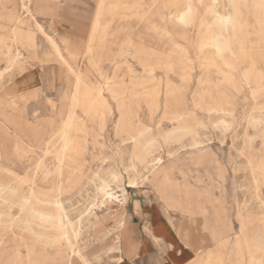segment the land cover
I'll return each mask as SVG.
<instances>
[{
  "label": "rangeland",
  "instance_id": "obj_1",
  "mask_svg": "<svg viewBox=\"0 0 264 264\" xmlns=\"http://www.w3.org/2000/svg\"><path fill=\"white\" fill-rule=\"evenodd\" d=\"M36 1L28 0L31 9ZM189 3L195 16L191 24H185L175 18ZM59 4L53 24L44 14L33 13L44 36L33 19L21 17V27L31 34L36 54L17 64L22 70L19 75L13 68L0 76V264L65 263L68 248L50 225L56 222L54 195L68 215L72 248L91 264H117L115 221L147 206L159 209L167 225L169 220L178 221L181 230L176 232L195 250L188 264H205L208 258L215 264H264V0H238L239 14L230 0H105L104 7L113 12L103 15L108 23L104 49L91 63L86 55L68 54L60 37L66 34L69 41L83 43L95 0ZM67 8L83 12L82 18L67 14ZM19 14V0H0V69L15 54L9 28ZM225 16L239 20L237 37L256 71L249 76L245 75L248 60L238 59V44L230 45L237 53L231 55L227 48L224 59L211 45L218 27L213 22ZM226 34H232L230 24ZM48 36L81 75L83 85L94 87L87 96L94 110L77 109L69 131L73 146L63 154L58 152L62 117L57 110L62 100L69 99L74 75L65 63L40 62L43 51L48 52ZM124 47L130 53L121 54ZM167 81L182 88L183 107L171 102L173 106L163 109ZM157 82L158 106L149 109L140 100L129 108L134 113L130 125L121 123L117 100L129 104L134 89L135 93L152 92ZM183 109L195 116V130L180 141H164L161 134L182 123L169 119L168 112ZM125 126L130 135L147 127L152 145L144 151L136 148L121 131ZM157 155L163 159L161 166L165 165L162 171L153 161ZM55 162L61 163L58 170ZM133 168L140 171L136 187L128 183ZM105 170L123 176L126 201L121 206L114 200L100 205V194L94 198V175ZM92 204H99L98 209L87 213ZM40 213L51 218L42 220ZM198 219L203 220L204 229L197 227ZM71 264L81 263L72 260Z\"/></svg>",
  "mask_w": 264,
  "mask_h": 264
},
{
  "label": "bare ground",
  "instance_id": "obj_2",
  "mask_svg": "<svg viewBox=\"0 0 264 264\" xmlns=\"http://www.w3.org/2000/svg\"><path fill=\"white\" fill-rule=\"evenodd\" d=\"M233 5H234V12L235 14H239L238 12V8H237V1L238 0H230ZM105 4V0H97L96 2V7L94 9L93 15H92V21L91 24L89 26V30L87 32L86 35V39L82 42H76V41H69L70 36L66 35V34H61L60 40L62 42V45L64 47V50L72 55V56H83L86 55L87 56V62L91 63V61L94 59V57H96V55L100 54L101 52H103L104 49V42L106 40V36H107V29H108V23H106L105 21H103V15L105 14V12L107 13H111L113 12L112 8H105L104 7ZM260 4V3H257ZM59 7H55L54 8V14H58V9ZM19 9H20V14L19 16L14 19L13 23L11 24L10 28H9V34H10V41L12 42V44H14L15 47V54L12 56V58L7 62V64L4 66L3 69H0V76H2L3 74H5L7 71L16 68L18 75L19 73L22 71L21 69H19V67L17 66V64L19 62H21L23 59H25L27 56H34L36 54L35 51V42L33 43L32 41V37L29 34H25L24 30L21 27V23H22V16L27 15L29 16L31 19H33V21L35 22V26L36 29L38 31H40L39 33L41 34V32L43 34H45L42 31V26L41 24L35 19L34 15H33V10L29 7L28 4V0H19ZM184 11V9L182 10ZM181 12V11H180ZM76 13L78 18H82L81 13L83 12H73V10L71 8H67V14H73ZM194 16H195V11H193V7L192 5L189 3L187 6V9L185 10V12L183 13H179L177 15V18L175 19H179L181 20L183 23L185 24H191L194 20ZM226 17V16H225ZM24 18V17H23ZM90 18V17H89ZM51 21V24L54 23V20L52 18L48 19ZM234 21V22H232ZM230 21L227 17L225 19H219V18H215L214 22L215 24L218 25L217 30L213 36V39L211 41V45L212 47L215 49V51H217V53L219 54V56L223 58L224 56V52L225 50L228 48V52L229 54L233 55L236 54L237 50H238V59L241 60H248L247 56V50L245 48H243L242 44L240 43V39L237 37V25H239V20L235 19ZM238 21V22H236ZM90 22V21H89ZM228 24H230V27L232 29V34L231 35H227L226 34V29ZM239 27V26H238ZM81 30V29H80ZM190 30V29H189ZM67 32V31H66ZM28 33V32H27ZM41 34V35H43ZM47 34V33H46ZM48 35V34H47ZM44 36V35H43ZM49 37V36H48ZM47 37V42H48V52H44L43 51V55H41V57L39 58L40 62L46 63L48 61H59L62 62L63 64H66V67L68 66L67 70L71 71V73L74 75V79L72 82V92L69 95V99L67 100V102L65 100H62L61 105L58 107L57 113L62 117L61 120V125H60V131H59V137H60V142H62V146L60 144L61 149L58 150L61 151L60 153H62V151L71 146H73V140H72V136L70 134V129L74 124V120L76 118V113H77V109H79L82 112H87V110H94L93 106H92V101H91V105H89V103L87 102V96L88 94L91 92V89H94V87H88L87 85L84 86L83 85V80L81 78V75L76 71L73 70L71 68V65L67 64L68 62L66 61L65 57L61 54L60 52V48L57 45L56 41L53 40L52 38H48ZM44 38V37H43ZM44 40V39H43ZM45 42V41H44ZM46 42V43H47ZM238 44L239 49H237L236 51H234L235 49H231L230 45L231 44ZM199 47H202V45H198ZM208 50V49H207ZM46 51V50H45ZM131 49L128 47H124L122 49H120V53L121 54H126V53H130ZM175 52V51H174ZM200 55V54H199ZM203 57V56H202ZM82 58V57H81ZM183 58V57H182ZM185 59V58H184ZM77 60V59H76ZM75 60V61H76ZM124 60V59H122ZM191 60V59H190ZM160 61V60H159ZM224 61V60H223ZM77 62V61H76ZM156 62V61H155ZM167 62V61H166ZM249 64L246 67V72L245 75L249 76L252 74L253 71H255L254 68V62L251 60L247 61ZM186 63V62H185ZM199 63V62H198ZM129 64V63H128ZM225 64H227L225 62ZM187 65V64H186ZM229 65V64H227ZM179 66V65H176ZM65 67V66H64ZM169 67V66H168ZM75 68V67H74ZM170 68V67H169ZM181 68V67H179ZM131 69V68H130ZM66 71V70H65ZM256 72V71H255ZM70 74V73H69ZM153 74V73H151ZM71 75V74H70ZM149 76V75H148ZM147 76V77H148ZM112 77V76H111ZM152 77V76H151ZM154 77V76H153ZM233 77V76H232ZM227 78L229 79L230 83L233 85V82L231 80V76H227ZM145 79V78H144ZM150 79V78H149ZM158 79V78H157ZM156 79V81H157ZM141 80V79H140ZM18 81V80H17ZM155 81V80H154ZM153 81V82H154ZM198 81V80H197ZM228 81V80H227ZM232 81V82H231ZM23 82V80H22ZM144 82V81H143ZM164 82V81H163ZM243 82V81H242ZM20 83V81H19ZM140 83V82H139ZM147 83V82H144ZM158 85H156V87H153V91L152 92H145V91H139L138 93H135V89H134V97L133 99H130V103H126V101L120 100L118 101L116 99V95L114 93H112V97L114 99L117 100L118 103V108L121 110V117H120V121L121 123H124L126 126L130 125L132 118L134 116V113L132 110H130L129 108L131 106H134L138 104V102L140 100H145L148 103V108L149 109H154L158 106V95L160 93L159 90V82H157ZM165 83V82H164ZM226 83V82H225ZM150 84V83H149ZM199 84H202L199 82ZM209 84V83H208ZM213 84V83H211ZM224 84V83H223ZM14 85V83H13ZM104 85V84H103ZM165 85V84H164ZM181 85V84H180ZM206 85V83H205ZM258 85V84H257ZM105 86V85H104ZM109 86V85H107ZM116 86V85H115ZM140 86V84H139ZM144 86V85H143ZM200 86V85H199ZM223 87V85H221ZM230 86V84L228 85ZM86 87L85 89H87L86 91H83L82 89ZM218 87V85H217ZM221 87V88H222ZM227 87V86H226ZM108 88V87H107ZM135 88V86H134ZM146 88V87H145ZM163 88V87H162ZM185 88V87H184ZM201 88V87H200ZM207 88V87H206ZM220 88V89H221ZM242 88V87H241ZM258 88V87H257ZM116 89V88H115ZM130 89V88H129ZM139 89V88H138ZM182 88H179L175 85L170 83L169 81H167L165 90H164V98L165 100H163L164 102V108H168L169 105L171 104V102H173V104L175 103L176 105H180V107L183 105H185L184 103H186V99L184 96V93L179 90ZM215 89V87H214ZM219 89V88H218ZM264 89V88H263ZM105 90V89H104ZM103 90V91H104ZM96 91L97 94L100 92V87H96ZM130 91V90H129ZM198 91V90H197ZM201 91H203L201 89ZM112 92V91H111ZM118 93V92H117ZM201 94V93H200ZM108 95V94H107ZM241 95V94H240ZM109 96V95H108ZM111 96V95H110ZM109 99V98H108ZM110 100V99H109ZM128 100V98H127ZM193 100V99H192ZM214 100V99H213ZM253 100V99H252ZM263 100V99H261ZM99 100H95V104L98 103ZM113 101V100H112ZM129 102V101H128ZM193 102V101H192ZM202 102V101H201ZM254 102V101H253ZM194 103V102H193ZM196 103V102H195ZM218 103V102H217ZM209 104V103H208ZM172 105V104H171ZM170 105V106H171ZM175 105V106H176ZM218 105V104H215ZM253 105V104H252ZM173 106V105H172ZM199 106V105H198ZM197 107V104H196ZM200 107V106H199ZM198 107V108H199ZM136 108V107H135ZM178 108V107H177ZM197 108V109H198ZM170 109V108H169ZM179 109V108H178ZM203 109V108H202ZM213 109V108H212ZM163 111V110H162ZM249 111V110H248ZM135 112V111H134ZM192 112V111H191ZM203 112V111H202ZM215 112V111H214ZM222 112V111H221ZM250 112V111H249ZM82 113V114H84ZM196 114V113H195ZM103 115V113H102ZM167 115V114H166ZM85 116V115H84ZM230 116V115H229ZM237 116V114H236ZM147 117V116H146ZM167 117L171 120H177L178 122L181 121L182 123L164 131L161 136L163 138L164 141H172V140H177L180 141L182 139L183 136H185L188 133H191L195 130L194 126H196L197 124V120L195 119V116H193L192 113L185 111V109L179 111V112H168ZM166 117V118H167ZM80 118V117H79ZM77 118V119H79ZM111 118V117H110ZM184 118L187 119V121L184 120ZM244 119V118H243ZM103 120V119H102ZM170 120V121H171ZM199 121V120H198ZM83 122V121H82ZM157 122V121H156ZM84 123V122H83ZM242 123V122H241ZM80 124H82L80 122ZM165 124V123H164ZM177 124V123H176ZM203 124V123H202ZM83 126V125H82ZM122 127L121 131L127 134V138L134 143L136 148H140L146 150L150 147L151 144V139L149 137V135L146 132V128L144 127H140L139 130H136V133L130 135V133H128V128L127 127ZM231 126V125H230ZM120 127V126H119ZM203 127V126H202ZM239 127V126H238ZM85 129V128H84ZM150 131V130H149ZM85 132V130H84ZM87 133V132H86ZM85 133V134H86ZM244 133V132H243ZM129 134V135H128ZM48 135V134H47ZM46 135V136H47ZM53 135V134H52ZM87 136V135H86ZM146 136L145 140L142 141L143 143H141V141H139V137H143ZM46 138V137H45ZM47 139V138H46ZM59 139V138H58ZM50 140H52L50 138ZM82 140V139H81ZM85 140V139H84ZM83 141V140H82ZM86 141V140H85ZM52 142V141H51ZM153 142V141H152ZM184 142V141H183ZM46 143V141L44 142ZM85 143V142H84ZM92 143V142H91ZM197 143V142H196ZM52 144V143H51ZM56 144V143H55ZM46 145V144H45ZM84 145V144H83ZM102 145V144H101ZM86 146V145H85ZM173 146V145H172ZM84 147V146H83ZM116 147V146H115ZM180 147V146H179ZM53 148V147H52ZM102 148V147H101ZM178 148V147H177ZM50 149V148H49ZM59 149V148H58ZM115 149V148H114ZM133 149V148H132ZM173 149V148H172ZM176 150V148H175ZM52 151V150H51ZM56 151V150H55ZM55 151H53L55 153ZM134 151L136 152V150L134 149ZM133 151V152H134ZM170 151V150H169ZM174 151V150H173ZM45 152L47 153L48 151L45 150ZM85 152V151H84ZM42 153V152H41ZM49 153V152H48ZM59 153V155H60ZM67 153V152H66ZM173 152H168L169 155H171ZM53 154V153H52ZM63 154V153H62ZM61 154V155H62ZM146 154V153H145ZM51 155V153L49 154ZM56 155V153L54 154ZM57 154V159L58 156ZM45 156V155H44ZM150 156V155H149ZM149 156L147 155L148 159ZM238 156V155H237ZM56 156H54L53 158L55 159ZM151 157V156H150ZM153 157V156H152ZM51 158V157H49ZM52 158V159H53ZM61 158V157H60ZM59 158V159H60ZM164 158V157H163ZM169 158V157H168ZM42 159V158H41ZM57 161H60V160ZM64 159V158H63ZM83 159V158H82ZM152 159V158H150ZM51 160V159H50ZM39 161V160H38ZM56 161V160H55ZM156 168L160 167L159 170L162 171L165 168V165L161 166V163L163 162V159L161 156L157 155L154 157L153 159ZM47 162V161H46ZM61 162V161H60ZM59 162V163H60ZM39 164V163H38ZM42 164V163H41ZM40 164V166H41ZM55 164L57 165V162H55ZM61 164V163H60ZM59 164V165H60ZM166 164V163H165ZM47 165V164H46ZM59 165H57L55 168L58 170ZM134 165V164H133ZM44 166V165H43ZM42 166V167H43ZM52 166V165H51ZM63 166V165H62ZM49 167V166H48ZM40 168V167H39ZM38 168V170H39ZM54 168V166H53ZM43 169V168H42ZM37 170V171H38ZM44 170H47V168ZM49 170V169H48ZM36 170H34L33 172L35 173ZM50 171V170H49ZM55 171V170H54ZM53 171V172H54ZM59 172V171H58ZM97 172V171H96ZM99 172V171H98ZM139 170H134V168L132 169V174L128 175V183L130 186L132 187H136L138 186L139 183ZM49 173V172H48ZM55 173V172H54ZM6 174V173H5ZM44 174V173H43ZM46 174V173H45ZM44 174V175H45ZM50 174V173H49ZM53 175V173H52ZM59 175V174H58ZM94 175V174H93ZM4 176V175H3ZM2 176V177H3ZM51 176V175H50ZM91 176V175H90ZM89 176V177H90ZM6 177V176H4ZM3 177V178H4ZM41 177V174H40ZM45 177V176H44ZM48 177V176H46ZM88 177V178H89ZM94 177L96 178L95 180V195L94 198H97V196L100 194V198L97 199V201L99 202L100 205L103 206V204H105L107 200H114L116 202L117 205L121 206L125 201H126V190H125V186L123 184V176L120 172L113 170V172H110L108 170L102 171L100 174L96 173L94 175ZM51 178V177H50ZM85 178V177H84ZM221 178V177H220ZM25 179V178H24ZM56 179V178H55ZM219 180V179H218ZM26 181V180H25ZM47 181V179H46ZM60 182V181H58ZM27 183V182H26ZM260 183V182H259ZM93 184V183H92ZM93 190V189H92ZM75 191V190H74ZM260 192V191H259ZM32 194V193H31ZM29 195V194H28ZM58 195V194H57ZM78 195V194H77ZM23 199V198H22ZM259 199V198H258ZM261 200V199H260ZM263 200V199H262ZM21 202V201H20ZM53 206L55 209V223L50 222V225L53 227L54 231L58 234L59 238L61 240H63L68 248L67 251V257L65 260L64 264H71L72 260H79L81 264H85V261H87V264H91V262L89 261V259L87 260L86 258H84L82 255L79 254V252L77 250H75V248H72V244H71V239L69 238L68 235V227L66 226V224H70L69 220H68V215L64 212V209L62 207V202L61 199H59V197L57 196H53ZM111 203V202H110ZM246 203V202H245ZM98 204V205H99ZM98 205L92 204L91 207H88V211L87 213H91L94 210L98 209ZM244 205V202H243ZM246 205V204H245ZM101 206V207H102ZM245 208V207H244ZM73 209V208H72ZM87 209V208H86ZM85 209V210H86ZM20 210V209H19ZM86 212V211H85ZM82 214V213H81ZM81 216V215H80ZM79 216V217H80ZM86 216V215H85ZM90 216V215H89ZM53 217V216H52ZM83 217V216H81ZM40 218L42 220H48V218L51 217H44V215L42 213H40ZM263 218V217H262ZM261 218V219H262ZM84 219V218H83ZM86 219V218H85ZM90 219V218H89ZM50 221V220H49ZM90 222V221H89ZM88 222V223H89ZM203 222V220H202ZM87 223V224H88ZM82 224V222H81ZM91 224V223H90ZM89 224V225H90ZM124 224L123 220H119L116 223V233H115V246L114 249L116 250V253H118L120 246H119V238H120V230L122 228ZM202 224V223H201ZM84 225V224H83ZM79 226V225H78ZM86 226V225H85ZM91 226V225H90ZM171 226V225H170ZM51 227V228H52ZM72 227V226H71ZM87 227V226H86ZM202 227V226H201ZM264 227V225H263ZM78 229V228H77ZM31 231V230H30ZM72 231V230H71ZM28 232V231H27ZM81 232V231H80ZM244 232V231H243ZM42 243V242H41ZM59 245V244H58ZM77 245V244H76ZM125 245V244H124ZM28 247V246H27ZM112 248V247H110ZM50 250V249H49ZM79 250V249H78ZM109 251V250H108ZM66 253V252H65ZM64 253V254H65ZM23 254V253H22ZM34 254V253H33ZM36 254V253H35ZM25 255V254H23ZM34 256V255H33ZM45 256V255H43ZM210 256V255H209ZM58 257V256H57ZM96 257V256H95ZM49 258V257H48ZM116 258V262H119L121 260V256L116 254L115 256ZM26 260V259H25ZM59 261V260H58ZM205 264H215L214 261H210L209 258L205 261Z\"/></svg>",
  "mask_w": 264,
  "mask_h": 264
},
{
  "label": "crops",
  "instance_id": "obj_3",
  "mask_svg": "<svg viewBox=\"0 0 264 264\" xmlns=\"http://www.w3.org/2000/svg\"><path fill=\"white\" fill-rule=\"evenodd\" d=\"M63 1L37 0L32 5L33 13L37 16L44 14L47 20L52 18L55 22L58 14H54V8L60 7L59 3ZM119 220H123L124 224L120 230V249L117 253L121 260L117 264H188L194 258V248L186 245L178 234L181 230L178 221L169 220L167 225L166 218L156 207L139 208L130 212L127 218L118 217L115 225ZM198 221L197 227L204 229V223Z\"/></svg>",
  "mask_w": 264,
  "mask_h": 264
},
{
  "label": "snow or ice",
  "instance_id": "obj_4",
  "mask_svg": "<svg viewBox=\"0 0 264 264\" xmlns=\"http://www.w3.org/2000/svg\"><path fill=\"white\" fill-rule=\"evenodd\" d=\"M85 264H87V261H85Z\"/></svg>",
  "mask_w": 264,
  "mask_h": 264
}]
</instances>
